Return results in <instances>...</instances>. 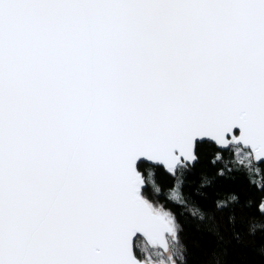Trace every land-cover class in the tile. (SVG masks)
I'll return each mask as SVG.
<instances>
[{
  "label": "snow or ice",
  "instance_id": "1",
  "mask_svg": "<svg viewBox=\"0 0 264 264\" xmlns=\"http://www.w3.org/2000/svg\"><path fill=\"white\" fill-rule=\"evenodd\" d=\"M238 213L264 238V0H0V264H221Z\"/></svg>",
  "mask_w": 264,
  "mask_h": 264
},
{
  "label": "trees",
  "instance_id": "2",
  "mask_svg": "<svg viewBox=\"0 0 264 264\" xmlns=\"http://www.w3.org/2000/svg\"><path fill=\"white\" fill-rule=\"evenodd\" d=\"M208 156L212 153L208 152ZM206 169H198L197 173L193 175L190 179L196 181L199 176ZM168 181H163L167 184ZM194 190L195 184L191 185ZM219 189L222 192L228 191H239L242 194L248 193V185L243 179H237L235 182H224L219 185ZM259 195L258 193L256 194ZM238 221L240 222V230L244 233L242 242L237 244L235 240L231 239V231L224 230L222 235L224 240L220 243L219 247L216 245V241L210 237L205 236L202 243L205 248L209 251L215 250L220 257L221 264H264V260H261L256 254V249L264 244V238H262L260 233H257L255 237L248 236L246 231V215L244 213H238ZM186 234L189 238L193 236L191 228L186 226ZM227 249V255H223V250Z\"/></svg>",
  "mask_w": 264,
  "mask_h": 264
}]
</instances>
